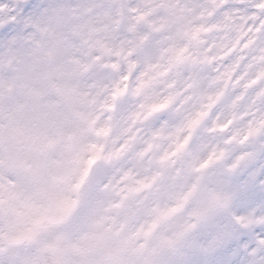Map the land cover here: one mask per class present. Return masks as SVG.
<instances>
[{"label":"clouds","instance_id":"1","mask_svg":"<svg viewBox=\"0 0 264 264\" xmlns=\"http://www.w3.org/2000/svg\"><path fill=\"white\" fill-rule=\"evenodd\" d=\"M260 5L0 0V264H264Z\"/></svg>","mask_w":264,"mask_h":264},{"label":"snow or ice","instance_id":"2","mask_svg":"<svg viewBox=\"0 0 264 264\" xmlns=\"http://www.w3.org/2000/svg\"><path fill=\"white\" fill-rule=\"evenodd\" d=\"M86 4L88 5V9H95L97 7H103L105 0H85ZM163 2V0H162ZM260 7H264V5H260ZM133 12H137L138 9L133 8L131 9ZM146 16V13H140L137 17L138 20H143ZM131 30V29H130Z\"/></svg>","mask_w":264,"mask_h":264}]
</instances>
